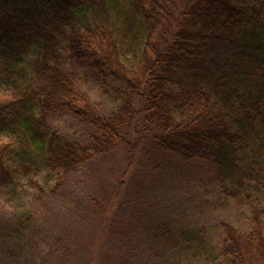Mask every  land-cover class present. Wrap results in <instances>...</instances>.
<instances>
[{
	"label": "trees",
	"instance_id": "obj_1",
	"mask_svg": "<svg viewBox=\"0 0 264 264\" xmlns=\"http://www.w3.org/2000/svg\"><path fill=\"white\" fill-rule=\"evenodd\" d=\"M81 75L118 102L114 113L93 111ZM0 85L11 93L0 102V187L49 171L54 193L135 126L159 154L208 165L221 195L248 208L249 227L182 228L124 200L101 226L117 264L130 255L138 264H264V0H0ZM65 118L88 128L85 138L54 127ZM30 221L0 240L21 239ZM54 242L42 264L68 259Z\"/></svg>",
	"mask_w": 264,
	"mask_h": 264
},
{
	"label": "rangeland",
	"instance_id": "obj_2",
	"mask_svg": "<svg viewBox=\"0 0 264 264\" xmlns=\"http://www.w3.org/2000/svg\"><path fill=\"white\" fill-rule=\"evenodd\" d=\"M38 50V45L30 46L21 66L29 71V62L36 58ZM124 62L133 63L130 57ZM80 84L90 96L95 113L109 116L115 112L117 105L112 106L114 102L102 94L93 79H84L81 75ZM53 125L72 138L82 140L88 133V128L69 118L55 121ZM139 135L134 126L125 144H118L111 154L96 159L91 169L72 175L67 185L54 193L58 178L49 171L29 177L19 173L14 176V185H2L0 234L8 232L6 229H16L21 220L31 218V221L24 236L14 243L1 238L0 264H42L57 240L69 250L64 264H117L115 255L119 249L107 231L104 236L101 226L107 214L112 216L105 221L114 219V210L124 200L129 202L130 209L145 210V213L151 209V216L159 214L182 228L205 227L213 234H220L222 225H231L240 231L248 229V208L221 195L214 171L208 165L184 164L159 154L148 139ZM107 200L111 203V214L107 212ZM128 247L130 251L139 249L136 243ZM8 249L14 252L8 258L10 261L2 253ZM129 257V264H138L142 258ZM182 264H191V261L185 257Z\"/></svg>",
	"mask_w": 264,
	"mask_h": 264
},
{
	"label": "clouds",
	"instance_id": "obj_3",
	"mask_svg": "<svg viewBox=\"0 0 264 264\" xmlns=\"http://www.w3.org/2000/svg\"><path fill=\"white\" fill-rule=\"evenodd\" d=\"M10 98H11V93L7 91L3 85H0V102ZM117 103L118 102H114L112 106L116 107ZM0 141L7 142L8 138L6 136L0 137Z\"/></svg>",
	"mask_w": 264,
	"mask_h": 264
}]
</instances>
